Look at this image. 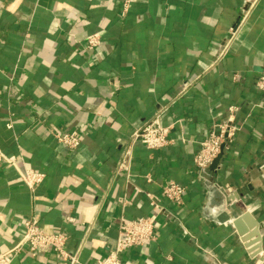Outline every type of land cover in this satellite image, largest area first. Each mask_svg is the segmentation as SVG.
<instances>
[{
	"label": "crops",
	"instance_id": "1",
	"mask_svg": "<svg viewBox=\"0 0 264 264\" xmlns=\"http://www.w3.org/2000/svg\"><path fill=\"white\" fill-rule=\"evenodd\" d=\"M263 67L264 0H0V253L35 217L67 234L78 264H95L121 217L152 215L156 238L123 264H264ZM231 106L239 129L217 165L197 169L200 143ZM158 113L171 142L131 146ZM71 131L80 143L66 149L54 134ZM23 169L43 181L30 190ZM169 181L185 188L181 205L163 197ZM10 264L69 262L24 248Z\"/></svg>",
	"mask_w": 264,
	"mask_h": 264
},
{
	"label": "built area",
	"instance_id": "2",
	"mask_svg": "<svg viewBox=\"0 0 264 264\" xmlns=\"http://www.w3.org/2000/svg\"><path fill=\"white\" fill-rule=\"evenodd\" d=\"M238 28L229 31L228 41H231L237 33ZM100 43V37L97 34L89 35L86 38L88 49L97 47ZM226 45L223 47L220 55H223ZM184 85V84H183ZM258 91H264V67L255 83ZM235 107H229L228 121L221 123L200 143L199 151L192 159L193 165L197 169L207 168L220 153L221 147L231 142L235 132L239 127L233 124V113ZM160 114L158 113L153 119L144 123L139 129L133 131L130 136V145L136 143L142 145L148 150H157L165 147L171 141L168 138L169 128L160 123ZM7 128H11L10 123ZM54 137L58 144L66 149H75L79 146L80 139L76 131L56 132ZM130 150L124 152L118 169L127 170ZM22 182L30 190L38 186L44 178V175L37 170L23 169L19 175ZM185 188L173 181H169L162 186L163 197L174 205H181ZM154 209H158L153 204ZM73 222V219H67ZM156 218L154 216L139 217L136 219H125L121 217L117 226V239L113 250L103 259L96 260L95 264H123V254L132 248L143 247L149 241L156 238ZM67 234L62 231H53L44 229L37 218H30L22 224L18 234L17 242L5 253H0V264H10L13 258L22 250L27 249L31 256L43 253H54L63 261L69 264H78L75 255H71L66 250ZM252 264H261L258 261Z\"/></svg>",
	"mask_w": 264,
	"mask_h": 264
},
{
	"label": "water",
	"instance_id": "3",
	"mask_svg": "<svg viewBox=\"0 0 264 264\" xmlns=\"http://www.w3.org/2000/svg\"><path fill=\"white\" fill-rule=\"evenodd\" d=\"M223 148H224V146L221 147L220 153L217 155V157L212 162L213 166L217 165V163L220 161L222 154H223ZM248 218H251L250 214L248 212H244L243 214H241L239 217H237L234 220V227L237 229V232L239 235L242 234V228L240 227V223H241L242 219H248ZM254 225H257V223L255 221H254ZM251 237H253V238L251 239V242H249ZM250 238H249V240L244 239L243 242H245L244 247L247 249V251L249 253H252V249H249V248H251V246L254 244H258L259 240H260L259 236L257 235L256 230H254L251 233ZM255 256H256V254L255 255L253 254V255H251V258H254Z\"/></svg>",
	"mask_w": 264,
	"mask_h": 264
}]
</instances>
